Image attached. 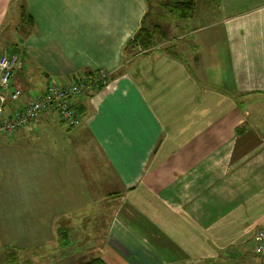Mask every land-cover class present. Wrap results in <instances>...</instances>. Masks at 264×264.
Segmentation results:
<instances>
[{"label":"crops","instance_id":"obj_1","mask_svg":"<svg viewBox=\"0 0 264 264\" xmlns=\"http://www.w3.org/2000/svg\"><path fill=\"white\" fill-rule=\"evenodd\" d=\"M12 3L0 0V33ZM151 3L26 0L34 30L9 87L22 95L5 116L31 89L40 97L110 76L72 99L78 127L49 111L15 133L40 136L39 228L55 241L63 226L73 242L50 255L52 239L40 237L39 264H264L251 240L264 227V134L245 109L264 108V0H198L173 39L130 56Z\"/></svg>","mask_w":264,"mask_h":264},{"label":"rangeland","instance_id":"obj_2","mask_svg":"<svg viewBox=\"0 0 264 264\" xmlns=\"http://www.w3.org/2000/svg\"><path fill=\"white\" fill-rule=\"evenodd\" d=\"M22 2L23 0L13 3L7 25L0 33V58L1 56H16L20 61L23 42H18V40L20 36L22 39L25 38L18 31L21 20L17 7ZM151 2V13L155 15L151 19L150 27L152 28V25L160 26L163 29L165 37L173 39L171 36L178 33L175 29V24L179 20L176 18V15H170L168 12H163L157 8L156 4H159L157 0H151ZM197 6L200 12V5L198 4ZM208 21L195 20L193 23H190V26L195 27V25L198 26L200 23ZM184 26L183 29L186 31L188 27ZM184 33L183 31L181 34ZM157 40L161 43L159 39ZM140 51V49L131 51L132 54L130 56ZM24 75L22 74V77ZM29 91L35 98L39 97V90L31 89ZM254 100L258 102L260 99L255 98ZM245 109L250 111L251 121L252 119L260 121L257 127L264 134V108L259 105ZM30 128L27 129L29 130ZM14 136L6 137L0 135V264H6L11 261L9 259L11 255L16 256V260L20 261L19 264H22L25 260H27L26 263L28 264H39V238L48 239L49 237L52 239L51 241L54 240L53 234L48 231L49 229H46L44 226H40L39 228L40 136L37 134L29 139ZM61 181L64 187L68 185L66 182L67 178ZM58 228L60 229L59 233H65L68 239H66V236L57 235L55 241L46 244L47 252L50 255L56 254L55 250L50 246H70L73 243L68 230L63 228V226H59ZM91 243H93L92 248H95V242ZM12 260L14 261L13 258Z\"/></svg>","mask_w":264,"mask_h":264},{"label":"built area","instance_id":"obj_3","mask_svg":"<svg viewBox=\"0 0 264 264\" xmlns=\"http://www.w3.org/2000/svg\"><path fill=\"white\" fill-rule=\"evenodd\" d=\"M18 65L16 56L0 58V135L6 137L14 136L18 131L30 128L49 111L55 113L60 123L67 128L78 127L80 120L72 107V99L107 88L110 82L107 72H93L78 78L68 87L51 86L42 96L29 100L21 112L5 116L4 105L8 101H18L22 95L20 89L9 92L10 82ZM252 238L254 254L264 258V227L260 228Z\"/></svg>","mask_w":264,"mask_h":264},{"label":"trees","instance_id":"obj_4","mask_svg":"<svg viewBox=\"0 0 264 264\" xmlns=\"http://www.w3.org/2000/svg\"><path fill=\"white\" fill-rule=\"evenodd\" d=\"M20 0H13V3H18ZM198 0H158L157 8L163 12H168L170 15H176L179 21H187L194 17L197 9ZM12 3V6H13ZM15 5V4H14ZM18 11L20 12V26L19 30L23 38L29 37L34 30V23L31 16L27 13L26 0L20 4ZM21 37V36H20ZM19 37V41L24 39ZM165 42L167 39L160 26L154 25L152 28L141 26L135 37L128 43L127 48L133 51L140 49L141 51H148L155 48L159 42ZM90 74H86L88 76ZM73 107V106H72ZM87 264H104L100 259H92Z\"/></svg>","mask_w":264,"mask_h":264}]
</instances>
